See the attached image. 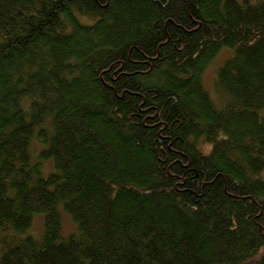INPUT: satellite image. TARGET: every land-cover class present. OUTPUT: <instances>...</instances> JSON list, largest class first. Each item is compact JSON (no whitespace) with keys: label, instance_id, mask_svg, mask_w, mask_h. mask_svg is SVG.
Segmentation results:
<instances>
[{"label":"trees","instance_id":"trees-1","mask_svg":"<svg viewBox=\"0 0 264 264\" xmlns=\"http://www.w3.org/2000/svg\"><path fill=\"white\" fill-rule=\"evenodd\" d=\"M0 264H264V0H0Z\"/></svg>","mask_w":264,"mask_h":264},{"label":"rangeland","instance_id":"rangeland-1","mask_svg":"<svg viewBox=\"0 0 264 264\" xmlns=\"http://www.w3.org/2000/svg\"><path fill=\"white\" fill-rule=\"evenodd\" d=\"M228 54L227 51H224L221 55L220 58L224 59L226 57V55ZM223 62L220 60L214 61L209 68L206 70L205 74H204V83H206V87H208L212 92L214 91L213 89V85H214V76H215V72H216V68ZM207 88V89H208ZM214 97L216 100H218L219 102L223 99L220 95L215 94L214 92ZM65 219H64V225H65V229H64V235H66V233L72 231L74 229V224L72 223L71 219L65 214ZM41 221L40 220H36L35 225H34V230L36 232L41 231Z\"/></svg>","mask_w":264,"mask_h":264},{"label":"bare ground","instance_id":"bare-ground-1","mask_svg":"<svg viewBox=\"0 0 264 264\" xmlns=\"http://www.w3.org/2000/svg\"><path fill=\"white\" fill-rule=\"evenodd\" d=\"M224 51H227V50H223V51H221L220 53H219V55L215 58V60L214 61H217V60H220V61H224L226 58H227V56L229 55V53H230V51H227L228 52V54L226 55V57L224 58V59H222V58H220L221 57V55H222V53L224 52ZM213 61V62H214ZM212 62V63H213ZM206 84V83H205Z\"/></svg>","mask_w":264,"mask_h":264}]
</instances>
